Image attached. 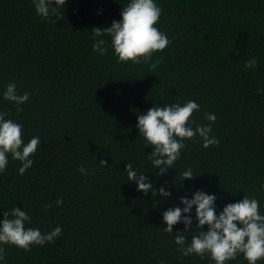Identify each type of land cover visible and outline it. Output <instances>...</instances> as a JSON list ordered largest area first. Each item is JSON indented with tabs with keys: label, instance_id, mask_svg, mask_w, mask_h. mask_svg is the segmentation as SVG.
<instances>
[{
	"label": "trees",
	"instance_id": "trees-1",
	"mask_svg": "<svg viewBox=\"0 0 264 264\" xmlns=\"http://www.w3.org/2000/svg\"><path fill=\"white\" fill-rule=\"evenodd\" d=\"M127 2L66 0L53 24L36 14L32 0H0V93L15 82L18 93L30 94L19 112L0 97V111L23 125L24 142L41 139L22 175L21 162L8 154L0 218L15 206L31 216L26 227L62 228L54 242L30 251L4 245L5 264H214L207 255L181 258L162 231L161 213L195 189L216 193L218 208L256 197L264 213V0H157L155 26L170 43L148 63L118 61L106 33L96 39L108 51L92 49L91 30L118 21ZM252 57L257 66L246 69ZM187 100L200 105L190 117L196 124L210 123L205 113H215L212 135L220 143L205 149L198 137L185 140L175 169L158 176L137 115ZM128 162L153 181L156 195L127 181ZM189 166L198 176L183 181L180 172ZM165 181L168 198L158 192ZM226 264L247 261L238 254Z\"/></svg>",
	"mask_w": 264,
	"mask_h": 264
},
{
	"label": "clouds",
	"instance_id": "clouds-1",
	"mask_svg": "<svg viewBox=\"0 0 264 264\" xmlns=\"http://www.w3.org/2000/svg\"><path fill=\"white\" fill-rule=\"evenodd\" d=\"M32 4L38 16L56 24L66 0H32ZM161 13L162 8L157 0H128L122 7L118 21L113 20L109 27H94L91 30L93 51L104 55L110 47L120 62L148 63L153 53L165 49L170 43L168 36L155 26ZM105 33L109 37L108 47H105L104 39H96ZM159 62L149 63V68L155 69ZM256 66V57L244 63L246 69ZM29 95L28 92L18 93L15 82H9L0 93L3 100L14 103L18 112L22 110L20 106L28 101ZM199 109L200 105L195 100H187L183 104H164L163 107L153 104L137 115L135 127L144 140V147L152 146L147 159L153 170L158 169L156 175L163 176L169 169H175L174 164L180 159L181 150L186 147L185 140L198 137L205 149L220 143L212 135L215 113H205V119L210 122L207 124H196L194 118L190 119L193 112ZM7 115L0 111V173L5 171L10 153L13 160L21 162L18 173L22 175L32 166L33 159L30 155L36 152L41 139L33 136L24 142L23 125L6 118ZM100 164L105 165L106 162L101 160ZM77 170L81 174H88L83 165L78 166ZM124 171L127 173V181L134 182L137 191L144 195L149 191L153 195L157 194L153 181L145 172H137L131 162L125 164ZM180 176L184 181L198 175L189 166L180 172ZM158 192L164 198L171 196L167 181L159 187ZM178 199L179 203L168 207L161 216L164 225L162 231L170 234L178 246L181 258L192 254L201 258L207 255L214 264H226L238 254H242L247 264H257V261L264 259V213L260 211V202L256 197L244 195L242 199L225 203L222 208H218L216 203L217 194L203 189H195ZM62 203V198L55 201L56 206ZM51 207L52 204L47 203L44 210ZM30 221L31 216L24 208L13 206L10 210L3 211V218H0V264H5L6 244L30 251L33 245L52 243L62 235L60 225L42 232L39 228L26 227V222ZM177 224H182L183 228L174 232L173 226ZM190 231L193 234L189 240L186 233ZM159 264H164V261H159Z\"/></svg>",
	"mask_w": 264,
	"mask_h": 264
}]
</instances>
